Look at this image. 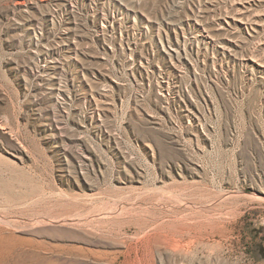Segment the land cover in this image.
I'll return each instance as SVG.
<instances>
[{
	"label": "rangeland",
	"instance_id": "374dc122",
	"mask_svg": "<svg viewBox=\"0 0 264 264\" xmlns=\"http://www.w3.org/2000/svg\"><path fill=\"white\" fill-rule=\"evenodd\" d=\"M0 125V264H264V0H0Z\"/></svg>",
	"mask_w": 264,
	"mask_h": 264
},
{
	"label": "bare ground",
	"instance_id": "6f19581e",
	"mask_svg": "<svg viewBox=\"0 0 264 264\" xmlns=\"http://www.w3.org/2000/svg\"><path fill=\"white\" fill-rule=\"evenodd\" d=\"M16 4L19 5V6H22V5L25 4V0H16ZM254 61H255V60H254ZM257 63H258V62H257ZM0 126H1V125H0ZM16 140H17V139H16ZM16 140H15V141H16ZM18 144H19V143H18ZM40 225H41V224H40ZM182 234H183V232H182ZM149 237H150V236H149ZM154 237H156V236H154ZM163 237H165V236H162V238H163ZM171 237H172V236H171ZM4 238H5V237H4ZM157 238H158V237H157ZM169 238H170V237H169ZM169 238H165V239H164V242H165L166 246H163V249H164V247H166L167 250H168V248L174 249L175 247H177V245H179V243H178V242H180L179 240H178V242H177L178 244L173 243L175 240L177 241V239H175V237H173V239H174L173 242H172V240H171L172 238H171V239H169ZM1 240H2V239H1ZM159 240H160V239H158V240L156 239V242H157V241L159 242ZM5 241H6V240H5ZM176 241H175V242H176ZM152 242H153V241H152ZM158 242H157L156 244L159 245ZM160 244H163V243H160ZM165 244H164V245H165ZM153 245H154V244H153ZM158 245H157V246H158ZM180 245H181V244H180ZM180 245H179V246H180ZM42 246H43V245H42ZM134 247H135V246H134ZM150 247H151V246H150ZM153 247H154V246H153ZM153 247H152V248H153ZM182 247L184 248L183 245H182ZM15 248H16V247H15ZM20 248L22 249V247H20ZM139 248H140V246H139ZM158 248H159V247H158ZM183 248H182V250H184ZM16 249H17V248H16ZM16 249H14V250H16ZM132 249H133V248H132ZM137 249H138V248H137ZM159 249H162V248H159ZM23 250H24V249H23ZM23 250H21V252H22ZM169 250H170V249H169ZM177 250H178V248H177ZM180 250H181V248H180ZM180 250H178V251H180ZM134 251H135V250H134ZM19 252H20V251H19ZM19 252L16 251L17 254H15V253H13V255L11 254V255H12V258L10 259L9 263H7V264H28V262H27L28 259H27V258H24V254H22V255H21V254H18ZM172 253H173V252H172ZM174 253H175V252H174ZM176 253H177V252H176ZM35 255H36V253H35ZM39 255H40V254H39ZM26 256H27V255H26ZM28 256H29V255H28ZM28 256H27V257H28ZM33 258H34V257H33ZM29 259H30V258H29ZM31 259H32V258H31ZM39 259H40V258H39ZM36 260H37V259H36ZM40 260H41V259H40ZM31 261L36 262L34 259L31 260ZM29 262H30V261H29ZM33 264H34V263H33ZM38 264H39V263H38Z\"/></svg>",
	"mask_w": 264,
	"mask_h": 264
}]
</instances>
